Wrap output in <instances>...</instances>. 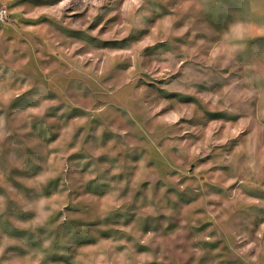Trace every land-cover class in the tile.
<instances>
[{
  "label": "rangeland",
  "instance_id": "374dc122",
  "mask_svg": "<svg viewBox=\"0 0 264 264\" xmlns=\"http://www.w3.org/2000/svg\"><path fill=\"white\" fill-rule=\"evenodd\" d=\"M0 4V264H264V0Z\"/></svg>",
  "mask_w": 264,
  "mask_h": 264
},
{
  "label": "built area",
  "instance_id": "2783aa9c",
  "mask_svg": "<svg viewBox=\"0 0 264 264\" xmlns=\"http://www.w3.org/2000/svg\"><path fill=\"white\" fill-rule=\"evenodd\" d=\"M12 17V12L6 5L0 4V21L3 23L9 22Z\"/></svg>",
  "mask_w": 264,
  "mask_h": 264
}]
</instances>
